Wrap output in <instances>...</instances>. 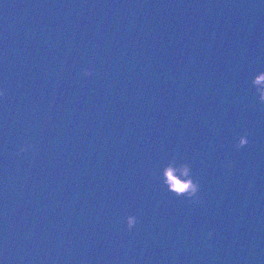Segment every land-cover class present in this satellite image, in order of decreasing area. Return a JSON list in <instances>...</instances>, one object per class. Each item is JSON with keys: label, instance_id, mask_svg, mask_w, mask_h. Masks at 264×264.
<instances>
[{"label": "water", "instance_id": "1", "mask_svg": "<svg viewBox=\"0 0 264 264\" xmlns=\"http://www.w3.org/2000/svg\"><path fill=\"white\" fill-rule=\"evenodd\" d=\"M260 71L264 0H0V264H264Z\"/></svg>", "mask_w": 264, "mask_h": 264}, {"label": "clouds", "instance_id": "2", "mask_svg": "<svg viewBox=\"0 0 264 264\" xmlns=\"http://www.w3.org/2000/svg\"><path fill=\"white\" fill-rule=\"evenodd\" d=\"M92 71L93 69L91 68L82 69L83 74L86 76H90ZM251 83L258 93L259 101L264 103V71L258 72L252 79ZM5 96V89L0 88V98H4ZM248 143V136L247 134H244L239 137L235 147L239 149ZM32 148H34V145L28 143L26 145H21L18 152L22 153ZM230 164L231 162H229V166ZM159 178L162 184L166 186L167 190L175 194L177 197H184L194 203H200L202 201V197L199 194L200 183L198 178L193 177L191 165L187 162H177L175 155L164 165ZM136 223L137 217L135 215L129 214L126 216V227L129 231L133 229ZM208 235H212L211 231H209Z\"/></svg>", "mask_w": 264, "mask_h": 264}]
</instances>
